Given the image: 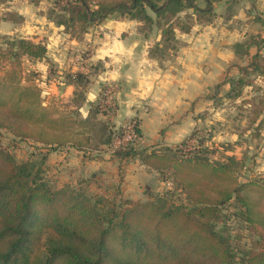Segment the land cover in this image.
<instances>
[{
	"label": "trees",
	"instance_id": "16d2710c",
	"mask_svg": "<svg viewBox=\"0 0 264 264\" xmlns=\"http://www.w3.org/2000/svg\"><path fill=\"white\" fill-rule=\"evenodd\" d=\"M220 1L55 0L49 17L77 39L112 15L136 20L140 32L160 34L150 55L164 58L177 49L178 31H191L197 21H214ZM237 3L226 4V19L235 14ZM10 13L8 20L17 17ZM255 19L262 29L233 44L232 66L238 75L227 79V95L245 112L243 131L250 130L251 138L259 137L264 126V20ZM47 54L42 40L17 36L0 42V128L47 148L71 145L87 152L90 137L82 141L75 136L78 120L46 104L33 78L37 71L24 68L25 57L47 61ZM66 79L77 86L75 98L84 102L89 74L67 73ZM248 86L250 96L245 94ZM106 98L103 90L92 106L96 114L114 109L104 103ZM89 123L82 121L84 126ZM101 125L103 145L120 159L119 169L124 159L140 155L166 186L157 193L148 189L144 200L124 193L110 199L83 186L54 185L45 177L42 162L18 160L10 149L0 147V264H264V247L241 249L231 244L228 230L224 235L216 228V223L226 228L237 218L264 245V176L249 175L241 182L237 173L248 169L244 158L225 152L212 158L218 146L205 129L163 152H148L135 144L114 147L122 126ZM136 127L142 139L139 118ZM176 191L186 194L185 205L165 199Z\"/></svg>",
	"mask_w": 264,
	"mask_h": 264
},
{
	"label": "crops",
	"instance_id": "0c3cea01",
	"mask_svg": "<svg viewBox=\"0 0 264 264\" xmlns=\"http://www.w3.org/2000/svg\"><path fill=\"white\" fill-rule=\"evenodd\" d=\"M251 3L252 6L238 5L229 19L218 12L213 22L197 21L191 31H178L177 49L164 58L150 55L151 47L160 40L159 33L144 34L139 31L136 20L112 15L92 27L84 40L65 31L59 36H50L54 50L48 42L47 61H36L46 69L53 58L60 61L58 69L53 66L48 69L46 84L52 93L62 92L67 100L74 97L77 86L66 79V74L77 71L89 74L81 105L86 115L101 99L103 90L107 96L110 92L115 103L109 112L114 128L122 126L129 117L139 118L142 134L139 150L163 152L192 132L205 129L212 132V142L216 146H228L223 152L245 159L250 176H264V126L259 137L251 138L250 130L243 131L245 112L227 95L230 88L227 79L238 75L237 67L232 66L233 44L262 29L255 18L259 16L264 20V0ZM49 23L54 24L53 21ZM256 24L259 26L255 27ZM53 27L62 29L63 26L54 24ZM42 30L38 28V32L23 36L41 40L38 33ZM63 44L75 45L80 50L89 46L91 52L86 56L58 53L59 58L54 51H59ZM245 94H252V86L245 88ZM234 111L239 113L238 129L230 124V114ZM47 149V163L51 161L52 169H63L77 161L82 173L108 176L133 199L144 200L148 197V189L159 191L166 186L159 173L149 169L140 155L124 159L119 169L120 159L110 149H94L97 151L94 154L71 145ZM59 158L61 162L53 166Z\"/></svg>",
	"mask_w": 264,
	"mask_h": 264
},
{
	"label": "rangeland",
	"instance_id": "374dc122",
	"mask_svg": "<svg viewBox=\"0 0 264 264\" xmlns=\"http://www.w3.org/2000/svg\"><path fill=\"white\" fill-rule=\"evenodd\" d=\"M54 2L55 0H0V42H2L3 39L7 37L23 36V34L25 33H27V35H31V33L33 32H38L39 28L43 29L38 33L39 36L42 37L41 40L46 42L47 45L48 42L51 43L50 48L54 50V46L52 47L53 40H50L49 37L59 36L62 31H65L63 27L62 29H57L56 27H53L55 23H49L50 21H52L49 16L50 10L55 4ZM201 2L202 1H199V3ZM228 2H231V0H221L217 3V14H220L218 12L224 11V6H226ZM237 2V6H252V0H237ZM10 12L16 13L17 17L13 18L12 20H8V17L11 15ZM20 15L24 17V20H19ZM248 23L250 24L251 22ZM254 26L258 27L259 25L256 24ZM238 27L239 25H237L236 28ZM84 39L85 34L79 40ZM33 40L39 41L37 39ZM70 46H66V44H63L62 47H60L59 45L61 49L59 51L55 49L54 52L57 53V56H59V58H61L60 55L64 56L71 52H74L73 55L75 53H80L84 56L91 52V47L89 46L83 47L81 50L79 49L80 47H75V45ZM56 47L57 46H55V48ZM58 53L60 55H58ZM59 62L60 61H57L53 58V61H51L49 68L46 69V67L41 62L39 63L36 60L33 61L31 59H28L27 57L23 59V64L26 71H37L36 75L33 78L35 79V82L39 84L40 88L43 91L46 99L45 103L57 107L60 110L71 113L72 117L78 120L74 128L79 132L75 133V136L82 141H86L85 136L90 137V149H88V151L90 153L93 152L94 154L95 152H97L96 150H94V148L106 150V145H103V141L106 136L105 134H103L101 124L106 123L107 126H110V124H112L110 118L111 114H105L104 112H99L96 114L95 110L91 108L90 113L86 115V110H81L83 101H81L79 97L78 99H76L75 93L74 97L72 99L70 98L71 100H67L64 96L61 95L62 92L55 91V93H52V90L48 89L46 84L47 77L45 75L48 72V69H50V66L51 68L53 66V68L58 69L57 65H60ZM51 74L53 75L52 72ZM86 91L87 89L85 90V92ZM238 115L239 113H237L236 111L230 114V124L232 125V127L235 126L236 129H238L237 126L239 124ZM88 117L89 119H87ZM83 120H89L90 126H84L82 124ZM83 130H85L84 134L82 133ZM0 147L10 149L16 155L18 160H27L28 158H30L42 162L45 177L49 179L54 185L62 186L65 184H71L78 187L83 186L90 194L108 196L110 199L119 197V195L122 193H124V196H126L125 191L122 190V192H119L115 181L108 176H96L94 178L92 175H89L90 173H82V171L80 170L81 166H78L77 161L72 162L70 165H66L63 169H58L57 167L56 169H52L51 161H48L47 163V158L42 161L43 157L46 156V152L48 150L46 146L41 143H36L32 140H23L14 137L5 128H0ZM227 147L228 146H222L221 144H219L218 147H215L216 152L212 154L211 157L218 158L219 156H222L224 148ZM91 155L92 154H90V156ZM60 162L61 159L59 158L57 162L55 161V163H53V166L56 163ZM237 175L238 178L240 176L241 182H244L246 181V176H249L250 173L248 172V170H243L242 172H238ZM153 192L157 193L158 191L153 190ZM165 199L168 203H173L175 206L185 205V203L187 202L186 194H184V192L179 193L177 191L174 192V195L170 194ZM216 228L222 230L221 233H223L224 235H226V232L229 231L231 244H236L237 246H240L241 249L251 250L255 248L256 251L264 247V245L258 243V240H260V236L258 234H253V232H250L249 230L247 231V228L243 225V223H240L237 218L229 221L226 228L225 225L223 226L222 222L216 223Z\"/></svg>",
	"mask_w": 264,
	"mask_h": 264
},
{
	"label": "built area",
	"instance_id": "2783aa9c",
	"mask_svg": "<svg viewBox=\"0 0 264 264\" xmlns=\"http://www.w3.org/2000/svg\"><path fill=\"white\" fill-rule=\"evenodd\" d=\"M108 107L114 106L113 96L111 93H108V96L104 102ZM137 118L136 117H129L124 120L122 124L123 133L121 136H118L114 140V147L118 146H128L129 144H135L136 146L140 145L142 139L137 131L136 127Z\"/></svg>",
	"mask_w": 264,
	"mask_h": 264
}]
</instances>
